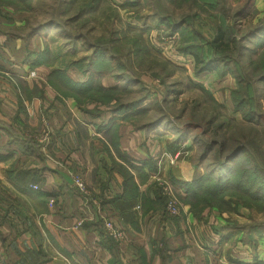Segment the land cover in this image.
<instances>
[{
    "label": "crops",
    "instance_id": "obj_1",
    "mask_svg": "<svg viewBox=\"0 0 264 264\" xmlns=\"http://www.w3.org/2000/svg\"><path fill=\"white\" fill-rule=\"evenodd\" d=\"M253 6L263 11L264 0ZM30 14L0 7V264H264V232L247 211L206 207L195 216L183 204L178 215L164 213L158 180L184 195L178 183L200 170L179 144L161 140L164 130L124 121L136 110L95 116L57 95L45 66L33 64ZM41 107L49 137L30 142L24 132H41ZM161 153L176 154L175 163H159ZM75 172L90 198L74 186ZM106 220L122 239L107 236Z\"/></svg>",
    "mask_w": 264,
    "mask_h": 264
},
{
    "label": "rangeland",
    "instance_id": "obj_2",
    "mask_svg": "<svg viewBox=\"0 0 264 264\" xmlns=\"http://www.w3.org/2000/svg\"><path fill=\"white\" fill-rule=\"evenodd\" d=\"M244 1L0 0V7L8 5L14 9L31 11L27 22L30 34L33 35L30 44L32 56L37 58L42 51H48L39 63L45 66L41 69L47 72L45 79L57 70L55 75L65 74L76 81L89 78L102 91H111L113 87V96L109 98L86 97L84 102L83 99L74 100L82 101L78 107L95 116L105 112V109L112 112V108L117 105L127 106V110H118L121 113L136 110L133 115H125L124 121L131 120L133 125L142 129L153 127L164 130L160 134L161 140L179 144L181 149L178 150L188 154L192 166L200 170L196 177L207 174L213 168L210 163L217 145L213 146L207 157L200 159L204 142L233 141V144L245 145V139L250 136L255 144L264 149V85L254 83V104L260 117L245 122L241 113L234 110L231 101L232 90L238 88L235 75L218 74L215 70L196 74L193 55L179 49L191 40L187 36L183 37L184 29H193L203 34L212 32L214 22L218 19L224 18L231 23L232 16ZM251 10L253 13L237 21L240 22L236 26L239 36L254 26L264 14V10H256L253 5ZM196 40H199L198 37ZM242 44L252 47V43L245 40ZM97 50L105 51L104 58L99 57L97 62L108 61L99 65L100 70L90 65V56ZM263 53L264 47L255 53L244 49L240 54L241 63L236 66L233 64L234 70L253 72L250 65L252 59H261ZM37 73L35 69H30L29 77L35 78ZM38 74L41 75V72ZM51 89L57 95H62L53 87ZM39 99L42 105V96ZM38 121L41 132L25 131L24 134L30 142L44 143L49 137V117L43 107ZM217 124L220 127L216 129V137L212 138L210 132ZM161 154L159 163L163 161L164 154ZM175 156L169 155L170 158H166L169 165L175 163ZM76 176L81 177L78 172L74 173V178ZM83 183L84 191L81 193L90 198L88 188ZM157 185L165 197L171 190L178 202L177 214L169 213L166 206L165 212L170 215L180 214L184 203L177 196L173 184L158 180ZM230 195L233 199L236 197ZM237 206L240 213H249L246 212L251 217L249 224H254L262 234L264 208L259 209L258 204L247 207L238 203Z\"/></svg>",
    "mask_w": 264,
    "mask_h": 264
},
{
    "label": "trees",
    "instance_id": "obj_3",
    "mask_svg": "<svg viewBox=\"0 0 264 264\" xmlns=\"http://www.w3.org/2000/svg\"><path fill=\"white\" fill-rule=\"evenodd\" d=\"M253 1L245 0L242 6L235 11L231 23L225 21L224 18L215 21L212 32L203 34L196 33L193 29H184L183 37L187 36L191 40L179 47L181 52L193 55L194 72L196 74L215 70L218 74L232 73L235 75L238 88L232 90L231 101L234 110L241 113L245 122L260 117L254 104L256 99L254 83L258 82L264 85V57H261L262 60L260 58H256L257 60L252 59L250 65L254 71L251 73L234 70L235 66L241 63L239 62L240 54L244 49L255 53L257 49L264 47V14L247 32H244L241 36L238 35L239 30L237 27L240 22L237 21H240L242 17L250 12L253 13L251 10ZM174 27L172 26L171 28ZM178 28L180 29L181 26ZM197 37L198 41L196 40ZM244 40L248 41L249 44L252 43V47L243 45L242 42ZM47 53L48 51L46 50L42 51L37 58H34L33 64L41 63ZM104 53L105 51L97 50L91 54L90 58L92 61H90V65H94L96 69L100 70L101 66L99 67V65L108 62H97L99 57L104 58ZM227 62H230V64H227ZM227 66L229 68H226ZM219 70H221V73ZM55 71L57 70L48 74L46 80L49 85L63 96H72L77 100L83 99V102L86 97L109 98L113 96V87L111 91H102L99 89L100 86L97 87L96 82L89 78L85 81H76L65 74L55 75ZM94 88L95 90H93ZM82 101H77V104H81ZM126 107L117 105L114 110H124L123 108ZM207 123H209V120ZM218 127H220V124L215 125V129L210 132L212 138L216 137V129ZM245 140V145L233 144L234 142L231 140L229 143H217L216 140L204 142L200 159L207 157L213 146L217 145L214 148L213 159L210 163L213 167L212 170L207 174L194 177L190 182L178 183L184 195H178L177 193V196L184 204L189 205L191 212L195 216L206 207L215 208L220 212L236 213L238 203L247 207L258 204L259 209L264 208V149L255 144V141L250 136ZM254 150H256L257 154ZM129 180H131L130 176L125 180L127 188ZM154 187V199L159 202L166 214V197L162 194L160 186L155 184ZM133 191L135 189L132 187L131 192ZM230 194L236 195V197L233 199ZM249 202L251 203L250 205Z\"/></svg>",
    "mask_w": 264,
    "mask_h": 264
},
{
    "label": "built area",
    "instance_id": "obj_4",
    "mask_svg": "<svg viewBox=\"0 0 264 264\" xmlns=\"http://www.w3.org/2000/svg\"><path fill=\"white\" fill-rule=\"evenodd\" d=\"M30 74H32V72ZM163 157L170 158L169 155H164ZM73 182L80 192L84 191V183L82 179L80 178V176H76L75 178L73 177ZM169 192L170 194L166 193V204H165L166 210L171 214H177L178 213V202L175 196L173 195L172 191L169 190ZM103 227H104V230L107 236H109L110 238L114 240L122 239L123 237L122 230L119 227H117L112 221L110 220L104 221Z\"/></svg>",
    "mask_w": 264,
    "mask_h": 264
}]
</instances>
